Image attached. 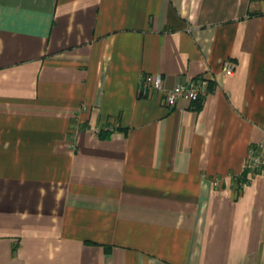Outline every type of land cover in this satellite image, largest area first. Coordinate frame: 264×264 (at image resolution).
<instances>
[{"label": "crops", "instance_id": "obj_1", "mask_svg": "<svg viewBox=\"0 0 264 264\" xmlns=\"http://www.w3.org/2000/svg\"><path fill=\"white\" fill-rule=\"evenodd\" d=\"M262 145L264 0H0V264H264Z\"/></svg>", "mask_w": 264, "mask_h": 264}, {"label": "built area", "instance_id": "obj_2", "mask_svg": "<svg viewBox=\"0 0 264 264\" xmlns=\"http://www.w3.org/2000/svg\"><path fill=\"white\" fill-rule=\"evenodd\" d=\"M229 70L233 72L234 65L231 64L229 66ZM141 86L144 92L164 91V79L162 74H145L142 77ZM164 92L167 103L172 106L180 99H185L191 103L200 101L201 97L205 94V88L202 83L200 84L196 80L192 79L186 82H179L171 89ZM262 147L264 146L262 145ZM246 166L264 174V152H258L254 149H250V157L246 162Z\"/></svg>", "mask_w": 264, "mask_h": 264}]
</instances>
